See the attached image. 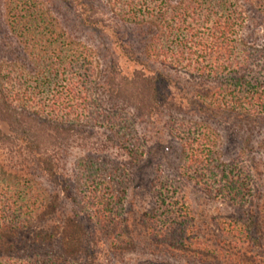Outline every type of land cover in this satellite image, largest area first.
<instances>
[{"label": "trees", "instance_id": "16d2710c", "mask_svg": "<svg viewBox=\"0 0 264 264\" xmlns=\"http://www.w3.org/2000/svg\"><path fill=\"white\" fill-rule=\"evenodd\" d=\"M63 1L87 27L117 22L141 39L116 41L130 72L119 62L104 67L45 0H0V264H98L105 241L114 255L136 250L134 225L176 259L264 264V182H255L264 166L248 167L250 142L240 160L226 162L213 128L234 121L255 136L264 126V0ZM166 70L184 72L193 88L176 87ZM166 112L177 144L167 151L183 179L234 209L219 221L220 235H198L181 198L185 182L162 174L152 186L155 207L140 219L128 209L129 172L150 146L138 120ZM73 144L88 151L67 177L61 157ZM110 148L128 161L105 154Z\"/></svg>", "mask_w": 264, "mask_h": 264}, {"label": "rangeland", "instance_id": "374dc122", "mask_svg": "<svg viewBox=\"0 0 264 264\" xmlns=\"http://www.w3.org/2000/svg\"><path fill=\"white\" fill-rule=\"evenodd\" d=\"M51 7L54 15L59 19L62 26L75 38L85 43L92 49H95L101 60V64L104 67L110 66L113 63L119 62V64L130 72L132 69L130 65L120 56L118 46L116 44L117 39L124 42L132 41L138 45L140 43V35L137 30L132 27L124 25L116 26L113 23L111 28L105 31L96 30L87 27L81 19L80 12L71 7L63 0H45ZM110 15V13H109ZM108 19V18H107ZM115 25V26H114ZM264 31V30H263ZM250 32V31H249ZM153 69L161 70L160 65L153 66ZM173 80L178 79L180 83L176 84V87L192 89L193 84L191 78L176 71H162ZM192 85V87H191ZM166 86H163V88ZM175 90V87L174 89ZM169 88L166 89V92ZM189 91V90H188ZM190 92V91H189ZM169 113L166 112L154 119L141 118L138 120V129L145 136V141L149 142L148 147L149 154L144 159L143 163L137 166L131 167L129 172L134 182L132 189L129 192L128 209L132 211L136 219H140L146 212L151 211L155 207V199L153 194V183L157 177L162 174L166 178L174 179L182 184L184 181L186 185L185 191L181 198H186L189 207L193 210L197 217L198 223V235H220L219 221L225 219L228 216H232L234 209L230 207L222 199L210 198L203 190L195 183H191L188 180L183 179V170L178 168L179 163L174 155L176 152L177 144L170 135L169 131ZM222 136V142L224 146V158L226 162H231L236 159L240 160L242 150L250 142L248 149H252V153H247L244 156V160L248 163V167H251L255 162L258 165L264 166V153L260 152L258 146L264 141V126L256 130L255 136H250L242 124L238 122H219L213 125ZM168 146L175 148L174 152L167 151ZM87 147L73 144L68 147L62 153V172L64 176L70 177L74 174L76 169V163L87 155ZM116 161H128V157L125 153L119 149L110 148L105 153ZM253 163V164H252ZM250 169L247 173L250 174ZM43 184L51 192H60V189L56 188L51 180L47 177L39 178ZM257 185L263 187L264 175L256 177ZM63 197V205L70 207V203ZM88 215V214H87ZM91 231H96L98 226L96 223L88 222ZM133 232L136 234L138 243L137 248L133 252L126 254H112V251L108 248V243L105 241L100 248V257L98 264H157L160 262H167L168 264H198L195 261H188L185 259H176L170 254L158 252L152 243L144 235V230L140 226H133Z\"/></svg>", "mask_w": 264, "mask_h": 264}]
</instances>
